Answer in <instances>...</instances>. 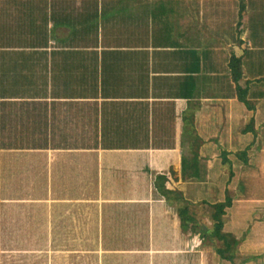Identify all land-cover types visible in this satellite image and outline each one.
I'll return each mask as SVG.
<instances>
[{"label":"crops","instance_id":"obj_1","mask_svg":"<svg viewBox=\"0 0 264 264\" xmlns=\"http://www.w3.org/2000/svg\"><path fill=\"white\" fill-rule=\"evenodd\" d=\"M30 1L26 47L87 49L80 57L90 70L0 75V264H264V43L248 54V16L239 43L222 28L196 29L195 10L179 0L159 21L144 0ZM191 22L194 35L181 38ZM151 25L161 29L158 42L115 34ZM4 33L0 51L23 46ZM222 45L248 62L251 110L245 79L217 62ZM204 51L218 74L204 61L196 70ZM252 119L249 163L233 170L253 168L263 181L252 232L224 228L239 241L228 257L206 237L211 205L227 189L213 174L228 172L222 150L234 160ZM196 135L201 165L191 151Z\"/></svg>","mask_w":264,"mask_h":264},{"label":"trees","instance_id":"obj_2","mask_svg":"<svg viewBox=\"0 0 264 264\" xmlns=\"http://www.w3.org/2000/svg\"><path fill=\"white\" fill-rule=\"evenodd\" d=\"M93 1V0H92ZM137 3L142 0H135ZM148 1L150 7L152 8L148 12V16L151 15L156 21H159L164 14L167 13L166 7L171 0H144ZM175 1V0H174ZM182 7H190L194 9L195 12L191 13L190 17L195 19L196 29L200 26L202 28L219 29L222 28L224 34L227 33L228 37H233L237 42L241 43L239 40V28L242 24L244 16H248V39L250 41L251 48H249L248 54H252V48L262 51L260 46L264 43V0H179ZM83 2H88V6L91 4V0H83ZM55 8L60 9V5H56L53 2ZM30 0H0V22L1 31L0 36L4 33V39L14 43H19L23 41L22 47H3L0 51V75H71L76 71L85 74L89 72V66L85 65V59L80 57L86 54L87 49L70 50L62 45L52 44L50 47H45L44 49L39 47H26L33 37L28 26L29 16L28 11L31 9ZM169 8V7H168ZM159 15V16H158ZM8 16V17H3ZM156 16V18H155ZM167 16V14H166ZM148 18V17H147ZM10 23V24H9ZM9 24V25H8ZM4 25V26H3ZM190 23V31L185 30L180 32L181 38H187L188 36H193L192 29L195 27ZM154 26V27H153ZM159 27V26H158ZM118 39L122 40H132V41H150L153 42L160 41L159 35L161 34V29L151 25L149 31L140 30L139 28L125 29L120 32H115ZM38 39L37 37H35ZM54 39L52 36L50 37ZM47 36V41L50 39ZM226 40L225 37H223ZM40 40H43L40 38ZM55 41H58L56 38ZM259 45V46H258ZM210 50L216 51L214 45L205 49V51ZM202 54V59L200 58L197 63L196 70L198 71L203 67L206 62V56ZM79 53V57L77 56ZM197 55H201L197 52ZM221 61H217L222 67L225 66L224 70H230L232 75H238V79H245V94L244 100H247V91L252 81L248 79V75L244 71V66L248 62L245 61V57H240L235 54L234 51H228L223 45L219 48L218 55ZM221 57V58H220ZM248 59V58H247ZM208 62H211L208 61ZM216 63V62H212ZM88 64V63H87ZM211 63L205 64L210 67L215 73H219ZM89 68V69H88ZM169 75V74H161ZM184 75V74H181ZM223 75H226L223 73ZM248 77V78H246ZM261 84H264V75L261 79H258ZM247 87V88H246ZM253 94V93H252ZM249 98L245 102L244 111L251 110L252 103ZM242 136L238 137L239 147L234 149L235 158L234 160L227 157L228 152L222 150V155L224 157V162H228L229 168L228 172L217 177L213 174V177L226 185V193L223 199L213 202L211 219H212V231L207 238H212L218 242V250L221 252H229L228 257H232L230 253L231 250L236 248L238 244V238L230 231H224V228H229L235 226L234 223L243 226L244 230H248L250 234L252 232V226L250 223L252 206L257 204L253 202L252 199L257 194L254 191V187L258 184H262V177L259 176L258 171L253 168H245L241 174L233 170L235 164L238 166L240 164L247 165L249 163V149L251 148V143L249 140L252 135L256 132L253 127V119L248 121L245 127L242 129ZM203 144L202 137L196 135L192 140L191 151L194 153L193 162L201 165V147ZM189 163V161H185ZM239 163V164H238ZM199 172L195 178H200L202 176L203 170L198 168ZM213 173V171H212ZM239 174V175H238ZM233 186H237L238 189L233 191ZM233 194L236 198L233 199ZM226 209L232 213V219L225 221L224 216L226 214Z\"/></svg>","mask_w":264,"mask_h":264},{"label":"rangeland","instance_id":"obj_3","mask_svg":"<svg viewBox=\"0 0 264 264\" xmlns=\"http://www.w3.org/2000/svg\"><path fill=\"white\" fill-rule=\"evenodd\" d=\"M244 112H245V111H244ZM251 166H253V164H252ZM251 166H250V167H251ZM243 170H244V169H243ZM243 170H242V171H243ZM242 171H241V172H242ZM241 172H240V173H241ZM251 216H252V212H251ZM250 223L252 224V220H250Z\"/></svg>","mask_w":264,"mask_h":264}]
</instances>
